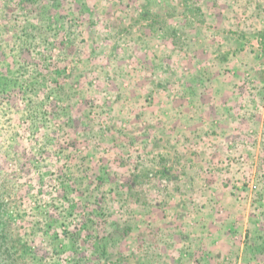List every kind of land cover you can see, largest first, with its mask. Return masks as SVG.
Masks as SVG:
<instances>
[{"label": "rangeland", "instance_id": "obj_1", "mask_svg": "<svg viewBox=\"0 0 264 264\" xmlns=\"http://www.w3.org/2000/svg\"><path fill=\"white\" fill-rule=\"evenodd\" d=\"M0 195L15 264H264V0H0Z\"/></svg>", "mask_w": 264, "mask_h": 264}, {"label": "trees", "instance_id": "obj_2", "mask_svg": "<svg viewBox=\"0 0 264 264\" xmlns=\"http://www.w3.org/2000/svg\"><path fill=\"white\" fill-rule=\"evenodd\" d=\"M7 212L0 195V264H15V254L12 252V241L8 234Z\"/></svg>", "mask_w": 264, "mask_h": 264}, {"label": "crops", "instance_id": "obj_3", "mask_svg": "<svg viewBox=\"0 0 264 264\" xmlns=\"http://www.w3.org/2000/svg\"><path fill=\"white\" fill-rule=\"evenodd\" d=\"M216 103H213V102H210V105H215ZM181 112V114L179 115V114H177V112L176 113H172V114H168L169 116H166L165 117V119H168L170 122H176V126H175V128H176V132H177V130H182V129H184V127H185V123L187 122V120H188V116H186V115H184L183 114V111H180ZM199 116H200V114H199ZM157 117H155V119H156ZM173 125H171V127H172ZM186 128V127H185ZM212 149V148H211ZM201 180V179H200ZM199 181V180H198ZM187 187V186H186ZM171 193L173 194V196H171L173 199H176V200H178V198L180 197V195H181V193L180 192H178L177 190H174V193L171 191ZM196 194V193H195ZM194 198H195V196H194ZM197 199V198H196ZM196 201H198V203L200 204V202H201V200L200 199H197ZM205 202H206V199H205ZM182 203V202H181ZM205 208H206V205H205ZM173 214V213H172ZM188 214L189 213H187V215H186V212H184L182 215H181V217H185L186 216V218L188 217ZM199 215H203V213H201V214H199ZM173 216V215H172ZM193 218H195V214L193 213V215H191Z\"/></svg>", "mask_w": 264, "mask_h": 264}]
</instances>
